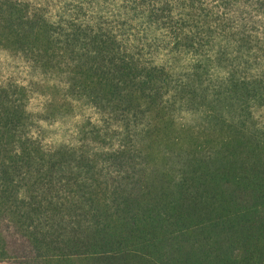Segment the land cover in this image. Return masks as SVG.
Masks as SVG:
<instances>
[{
  "label": "trees",
  "instance_id": "trees-1",
  "mask_svg": "<svg viewBox=\"0 0 264 264\" xmlns=\"http://www.w3.org/2000/svg\"><path fill=\"white\" fill-rule=\"evenodd\" d=\"M259 14L264 3L229 20L248 56L211 58L188 37L169 53L189 64L169 67L114 36L56 27L26 0H0V51L66 78L61 101L118 126L89 122L78 147L46 148L27 131L28 87L0 80V241L6 227L35 264H264ZM230 60L238 66L220 64Z\"/></svg>",
  "mask_w": 264,
  "mask_h": 264
},
{
  "label": "rangeland",
  "instance_id": "rangeland-1",
  "mask_svg": "<svg viewBox=\"0 0 264 264\" xmlns=\"http://www.w3.org/2000/svg\"><path fill=\"white\" fill-rule=\"evenodd\" d=\"M26 1L36 6L56 27L67 30L71 23H76L94 32L114 36L124 48L139 55L142 62L145 59L146 64L152 63L158 56L163 60L162 64L169 67L189 64L187 60L177 61L180 56H175L182 52L176 55L169 53L171 50L176 53V40L182 46L186 42L190 43L186 40L188 37L194 39L192 43L196 52L211 58H217L223 50L231 60L241 55L248 56L247 47H241L232 38L230 40L234 31L229 20L234 19L240 25L243 15L250 17L264 3V0ZM153 12L157 14L159 22L150 23L152 27H149L146 21H150L148 15ZM257 17L263 20L264 14ZM155 39L164 40V43L158 46ZM231 60L230 63L223 61L220 64L236 65ZM48 78L51 77L45 76L41 70L34 68L16 53L0 51V80L28 87V111L31 119L26 126L27 131L44 147H78L82 140L80 132L90 128L87 126L89 122L104 124L107 132L118 131V126L110 120L104 122L98 109L92 105L61 101L66 95L64 89L57 85L65 86L66 78ZM49 96H53L57 102H47ZM2 230L5 239L4 242L0 241V248L6 246L8 251L4 254L0 250V264H35L27 253L14 251L15 247L21 246L20 242L14 241L6 227H2Z\"/></svg>",
  "mask_w": 264,
  "mask_h": 264
}]
</instances>
